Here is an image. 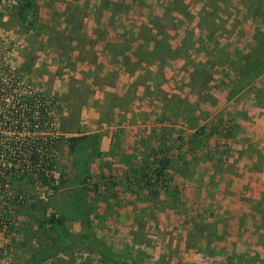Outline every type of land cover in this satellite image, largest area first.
<instances>
[{"label": "rangeland", "instance_id": "obj_1", "mask_svg": "<svg viewBox=\"0 0 264 264\" xmlns=\"http://www.w3.org/2000/svg\"><path fill=\"white\" fill-rule=\"evenodd\" d=\"M34 1V10L28 12L25 21H22L16 14L18 4L15 0H0V51L9 54L30 89L38 90L52 102L51 127H55L57 134L94 133L97 135L95 147L103 152L102 140L107 143V134L112 138L119 124L125 127L132 123L131 118L129 124L126 123V115L132 114L128 109L138 114L134 118L137 117L138 129L142 133L134 135L130 141L137 143L136 139H144L142 152L136 155L139 157L137 160L141 159L137 165L142 170L118 174L114 166H107L103 158L106 153L100 155L99 152L97 157L88 158L89 170L83 188L77 184L78 180L67 166L64 150L57 147L55 166L50 173L53 174L54 184L58 185L60 174L65 169L67 181L57 191L52 188L53 184H43L36 176H25L22 182L16 184L27 197L21 211L13 214L15 223H18L16 228L0 235V264H114L92 248L96 243L92 237H87L90 233L111 246H128L130 240L145 243L147 247L138 249L139 256L143 258L136 261L131 258L134 252L129 253L128 247H122L124 255L130 258L128 262L179 264L180 244L185 239L203 240L213 232L223 234L226 225L225 233L228 229L234 233L244 218L240 216L242 213L230 219L217 215L214 206H200L197 199L187 200L184 194L179 200L173 197L178 187L172 176L178 170L173 164L181 157H187L189 161L196 158V161H203L206 151L211 152L223 166L235 165V161L237 165V160L245 159V154L241 153L244 144H251V152L260 153V142L252 140V135H258V130L264 131V72L247 81H239L234 67L240 58L233 62L234 58L228 59L224 55L230 51L238 53L236 57L239 52L247 53L255 47L257 38H264V17L260 16V12L248 23L240 14L243 0H105L117 11L114 16L111 9L103 8L100 0ZM180 3L185 6L179 8L183 16L177 12H172L171 16L172 5L180 7ZM198 23L202 26L199 39L191 35L193 28L198 31ZM247 23L251 26L249 30ZM163 26L168 31L156 34L155 27L162 29ZM241 29L247 31L245 36L241 37ZM153 32L155 36L151 35ZM153 37L167 43V50L172 54L179 47L177 43L181 37L184 38L180 41L183 44H179L184 63L176 62L175 53L163 62L154 56L136 66L135 55L139 53L146 57V52L152 51ZM112 43L119 45L120 59H128L130 69L143 66L139 73L144 79L126 93L137 97L136 101L131 105L123 104L125 110H121L118 104L105 103V98L101 96L102 82L110 80L105 81L91 73L96 63L106 62ZM190 45H193L191 49ZM198 45L204 47L205 53L211 51L210 55L202 57L198 54ZM214 47L222 48L221 52L214 54ZM188 51L191 55H185ZM157 54L160 57L163 52ZM198 59H204L207 64L205 69H212L210 73L208 70H197L195 64ZM106 66L110 67V64ZM255 104L260 107H255ZM245 105L249 117L255 120H249L254 125L251 128L248 126L244 132L240 129L239 110ZM162 114H167L169 118H161ZM150 131L156 133L157 143L151 147L146 142L147 134H144ZM196 148L198 153L194 151ZM159 161L173 165L171 168L174 171L169 169L170 174L166 173L167 167L166 174L156 178L153 169ZM108 168L114 171L102 172ZM244 168L246 165L242 170ZM124 185L125 188L129 186L139 190L142 187L145 191L168 193L171 196L168 202L173 210L158 209L163 207L164 201L154 195L152 200L147 197L140 200L149 203V209L154 206L151 211L138 210L133 215L120 217L114 212L118 209L113 207L119 202ZM80 192L89 201L87 225L73 217L74 196ZM184 204L187 205L186 215L183 212L180 215ZM252 205L256 220L252 221L247 216L246 225L250 231L252 222L259 221L260 225H264V210L259 209L256 203ZM53 212L68 217L65 222L68 229L83 236L73 242L59 244L51 250V255L46 256L41 250L52 240L44 235L38 223ZM250 231L244 233L245 236L250 237ZM236 236L234 233L233 237ZM242 236L244 238L238 235L241 240L247 239ZM168 241H175L174 247H164ZM123 249L128 250L124 252ZM169 255L175 258L166 259ZM250 255L253 258L255 253L250 252ZM207 264H210L209 260Z\"/></svg>", "mask_w": 264, "mask_h": 264}, {"label": "crops", "instance_id": "obj_2", "mask_svg": "<svg viewBox=\"0 0 264 264\" xmlns=\"http://www.w3.org/2000/svg\"><path fill=\"white\" fill-rule=\"evenodd\" d=\"M179 6L173 7L170 9L169 14L173 16L172 12H177L178 15H182V13L179 11ZM257 11V12H256ZM258 12H260V16L264 17V11L260 10L258 6L253 2V0H243L242 8L240 11V14L243 15L244 21L251 22L253 20L252 17H255ZM112 16H114V12L111 13ZM170 19V17H169ZM171 22V21H170ZM246 24V27L249 30L250 24ZM165 26V25H164ZM165 32H167L168 28L164 27ZM198 31L192 29L191 35L194 37H200V31L202 26H200V23H198ZM172 28V27H171ZM156 32V31H155ZM241 37L245 36L247 34V31L245 29H241ZM115 35V33H114ZM151 35L155 36V33H151ZM130 37V36H129ZM125 37V38H129ZM240 37V38H241ZM184 38L181 37L180 41H183ZM180 41L177 43L179 47H177L178 54L176 53V62H183V55L180 54L181 46L179 44H183V42L180 43ZM115 44V43H112ZM171 44V43H170ZM215 46V45H214ZM191 49L193 45L189 46ZM215 48V47H214ZM220 47H217L214 49V54H218L217 52H221ZM263 49V48H262ZM118 51V49H116ZM196 50L198 54H202L206 57L210 55V52L205 53L204 47H200L199 45L196 47ZM103 51V49H102ZM106 52V50H104ZM230 51V50H229ZM170 53H172L170 51ZM226 53V51H225ZM242 55V58L246 53L239 52ZM238 54V53H237ZM233 52H229L224 54L229 57H232L234 61H236V55ZM178 55V56H177ZM185 55H191L190 51H188ZM170 56H173L171 54ZM175 56V55H174ZM182 56V57H181ZM215 56V55H213ZM106 62L102 61L101 63H96L95 67L93 68L91 73H94L96 76H100L102 79L106 81V79H109L110 81L105 83L102 82L103 86V92L101 93V96L105 98V103H112V104H118L120 106V109L125 110L126 106L123 107L122 105L127 104L131 105L136 101V98H133V96L126 95V93L131 92L129 90L130 87L134 88L136 87L139 80L142 81L144 77H140L139 69L143 68V66H139L140 68H137L135 70H132L128 67L127 63H123L120 59V54H115V51L110 50L109 56H106ZM227 59V61H228ZM226 60V59H225ZM231 60V61H232ZM226 61V62H227ZM96 62V61H95ZM93 62V63H95ZM110 64V67H107L106 64ZM198 71L208 70L210 73L212 69H205L207 68V64L204 61V59H198V61L195 64ZM210 66V65H209ZM211 68V67H210ZM194 70V69H193ZM263 73V72H262ZM155 76V74H153ZM261 75V74H260ZM259 75V76H260ZM210 87V86H209ZM126 89L128 92H126ZM264 89V88H263ZM256 99V95H253ZM161 101V100H160ZM256 105V104H255ZM255 107H260L256 105ZM245 106L240 107L241 112V130L247 131V127L251 125H254L249 120H255L251 117H249L248 112L245 110ZM129 112L132 114H127L125 118L128 120H132V123L127 126L121 127L119 124L118 131L113 134L112 138L108 137L109 134H107V143L102 140V148L100 145L101 150H103L105 155H103L105 162L107 163V166L110 165L114 166L115 169L118 170V174L125 175L126 173H129L130 171L132 173H137L138 171L142 170V167L137 165L138 156L136 157L137 153L142 152L141 143L144 142V139L142 140V137L140 140L136 139L135 143L134 141L131 142L130 139L135 136H140L141 131L140 124L137 123V117L138 114H134L133 110L128 109ZM260 112V111H258ZM264 115V114H263ZM180 117H182L180 115ZM264 117V116H263ZM141 118V117H139ZM161 118L168 119L169 116L167 114H162ZM129 124V123H128ZM123 125V124H122ZM239 125V127H240ZM257 126V125H256ZM121 128H129V129H121ZM115 132V131H114ZM258 135H252L254 136L252 140L260 142V153L257 154V152H251L249 146L244 144L241 148L242 152L245 154V159L237 160V165L235 161V165H230L228 167L223 166L220 164L219 160H217L215 157H213L211 152L207 153L206 151L204 154L206 155L205 159L203 161H196L195 160L189 161V158L187 157H181L180 160L176 161L173 165L175 166L176 175L173 176V180L175 179L176 182H178V187L175 190L176 196L173 197L177 198L178 200L183 198L180 197V195L187 196V200L190 199H197V203L200 204V206H208V207H215L217 215L229 217L232 219L233 215L241 214L240 216L242 220L239 222L240 226H237V229H234V233L237 235L233 237L234 233H232L229 229L225 233L228 225H226L223 234L220 232H213V234L210 236L208 234V238L201 239V240H184L180 244L181 246V252L178 256L179 264H207V261L209 260L210 264H264V225H260L259 221L252 222L250 227L252 228L251 231L249 227L246 225V218L249 215L251 217L252 221L256 220L255 213L252 212L254 203L258 204L259 209L264 210V131L258 130ZM80 134H90V133H80ZM145 135L147 140L146 142L150 143V147L154 144H157L155 141V134L154 131L145 132ZM69 135H74L73 133ZM162 136V135H161ZM131 142V143H130ZM246 142V141H245ZM199 148V147H198ZM196 148L194 151L196 153L199 152V149ZM99 150V148H98ZM100 152V155H102L103 152ZM133 152V154L130 155V153ZM195 153V154H196ZM99 155V154H98ZM97 155V156H98ZM203 155V154H202ZM96 156V157H97ZM256 157V158H254ZM140 162V161H139ZM233 162V161H232ZM166 163V162H165ZM141 164V163H139ZM177 164V165H176ZM173 165H167L165 166V169L167 168L166 173H169V169H172L171 166ZM242 170L243 167H245ZM170 167V168H169ZM165 169L162 173H165ZM173 170V169H172ZM114 169H104L102 172H113ZM174 171V170H173ZM165 173V174H166ZM170 174V173H169ZM164 175V174H163ZM121 184H124V182H121ZM123 191L121 193V196H119V202L117 205H115L113 208L118 209L115 210L116 214H120V217H124V215L130 214L133 215L136 213V211H146L150 208L149 203H143L140 201L141 199H144L147 197V199L152 200L154 199V195L160 196V199H162L163 207H159L158 209H167L168 212H171L173 210V207L171 208L169 205V198L171 196L168 193H163L162 191H145L142 187L137 190L136 188H130L129 186L125 188V185L122 186ZM126 190H129L130 192H126ZM178 190V191H177ZM84 194V193H83ZM156 196V197H157ZM83 200L86 201V209H87V202H89L86 199V196L82 195ZM159 198V197H158ZM167 201V202H166ZM165 204V205H164ZM167 204V205H166ZM187 204V203H186ZM184 204L180 209V215H183L185 208H187V205ZM154 208V206L149 209L150 211ZM235 209L236 211H232ZM88 210V209H87ZM239 211V212H238ZM258 216L260 217V214L256 212ZM186 215V213H184ZM251 215V216H250ZM219 216V217H220ZM237 222V221H236ZM246 228V229H245ZM250 231V237L245 236L244 233H249ZM251 234H253L251 236ZM240 235L242 238H244L242 235L247 237V239L241 240ZM207 236V235H206ZM107 246H109L112 251H114L119 256L122 255L123 259L127 260L130 259L129 256H124V253L122 252V247L128 249H123L124 252L128 250L129 253L134 252V255H132L131 258H134L133 260H138V258H143L139 256L138 249L143 247H147L145 243L130 240L127 242L129 244L128 246L125 245H114L111 246V244L104 242ZM176 242H166L164 243V247H174L173 244ZM186 244H190L187 245ZM191 247V248H190ZM192 249V250H191ZM238 249L240 252H238ZM252 249V251H250ZM244 250V252H242ZM263 250V251H262ZM250 252H254L255 256L252 258L250 255ZM263 252V254L261 253ZM170 254V253H169ZM171 255V254H170ZM168 258H175L173 256ZM258 255H262L259 257ZM128 257V258H127ZM221 257V259H219ZM127 258V259H126ZM104 259H106L104 257ZM171 263V262H169Z\"/></svg>", "mask_w": 264, "mask_h": 264}, {"label": "built area", "instance_id": "obj_3", "mask_svg": "<svg viewBox=\"0 0 264 264\" xmlns=\"http://www.w3.org/2000/svg\"><path fill=\"white\" fill-rule=\"evenodd\" d=\"M9 57L0 51V235L16 228L14 207L27 197L16 183L25 176H44L54 184L50 158L56 150L51 141L60 135L51 127L52 102L30 89Z\"/></svg>", "mask_w": 264, "mask_h": 264}, {"label": "trees", "instance_id": "obj_4", "mask_svg": "<svg viewBox=\"0 0 264 264\" xmlns=\"http://www.w3.org/2000/svg\"><path fill=\"white\" fill-rule=\"evenodd\" d=\"M18 4L17 7V16L20 20L25 21L26 14L30 11H33L35 8V1L34 0H15ZM102 2V6L105 9H111L114 13L115 11L113 8L110 7L108 1L105 2V0H100V4ZM253 2L258 6V8L262 11H264V0H253ZM105 3L106 5H104ZM113 7V3L111 4ZM110 7V8H109ZM185 7L183 3H180V7ZM115 8V7H114ZM156 34H162L165 32V29L156 28ZM104 43L106 44L107 41L104 40ZM152 51L148 50L146 52L147 56H142L136 54V66L140 64V62H147L151 57L156 56V58H160L163 62V60L166 59V57L170 56L172 53L167 50V43H165L162 40H157L156 38L151 39ZM108 44V43H107ZM124 43H122L121 46H123ZM119 47L118 44H112L109 46V50L115 51V54H120V51H117L116 49ZM263 48V49H262ZM163 52V55L160 57L157 53ZM177 53L178 51L174 52L173 54ZM237 58H240L238 63L235 65L234 69L237 74V78L239 81H247L249 78H254L262 74L264 72V38L259 37L256 39L255 47H252V49L247 52L243 58H241V53L237 56ZM227 61V60H226ZM225 61V62H226ZM124 64L128 63V59H124L122 61ZM229 63V61H227ZM231 62V61H230ZM50 140V139H48ZM52 145L54 146L55 150L57 147L62 148L65 152V156L67 159L68 167L73 171L74 178L78 180L77 184L80 187H83L86 183L87 175H88V165L89 161L88 158L96 157L99 154V150L97 147H95V144L97 142V135L94 133L90 134H74V135H58L53 141ZM55 157L56 153H52V157L50 158V168L52 169L55 166ZM45 162L46 160L49 161L48 158H44ZM44 162L41 163L43 165ZM166 163L165 161H159L158 165H155L153 172L156 176V178H162L163 177V170L165 169ZM41 167V175H44V171H42ZM68 174L65 172V169L62 170L60 174V183L58 185L53 184V189L55 191L59 190V188L66 183L67 181L66 176ZM43 184H48V179L44 176L41 177ZM16 181H21L14 179L13 183ZM19 183V182H18ZM16 183V184H18ZM84 188V187H83ZM83 192L76 193V196H74L75 204L73 205V217L76 219H79L82 223L88 224V214L86 209V201L82 198ZM25 201L19 208L14 207V210L16 213H19L21 209L24 207ZM68 217H66L64 214L59 213H51L50 215L45 216L44 219L38 223L39 228L43 231L44 235L47 238H50L52 240V243L48 245L46 248H43L41 251L42 253H45V255H51V250L59 244H66L68 242H73L76 239H80L83 235L82 234H74L72 231L68 229L65 222ZM87 237H92V239L95 241V245H92V248H94L102 257H105L107 261H112L114 264H135L133 262H128L127 260L123 259L122 255L116 254L112 249L107 246L102 241H99L96 239L93 234H88ZM126 256V255H124ZM128 258V257H127ZM126 258V259H127Z\"/></svg>", "mask_w": 264, "mask_h": 264}]
</instances>
